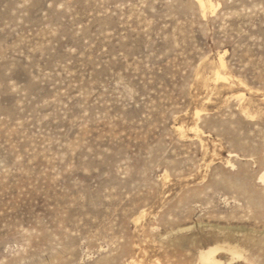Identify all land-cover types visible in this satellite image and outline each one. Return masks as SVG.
Returning a JSON list of instances; mask_svg holds the SVG:
<instances>
[{
    "label": "rangeland",
    "instance_id": "1",
    "mask_svg": "<svg viewBox=\"0 0 264 264\" xmlns=\"http://www.w3.org/2000/svg\"><path fill=\"white\" fill-rule=\"evenodd\" d=\"M213 3L0 0V264H264V0Z\"/></svg>",
    "mask_w": 264,
    "mask_h": 264
},
{
    "label": "bare ground",
    "instance_id": "2",
    "mask_svg": "<svg viewBox=\"0 0 264 264\" xmlns=\"http://www.w3.org/2000/svg\"><path fill=\"white\" fill-rule=\"evenodd\" d=\"M196 1H197L198 5L201 7V9L203 10V12L214 11V7H216L213 3V0H196ZM222 57L223 56H220V58H218L219 59V66L214 71V79L216 81L224 80L226 78V73H225L226 71L223 70L224 63H223ZM228 79H230V78H228ZM237 97H238V95H237ZM178 129L182 130L181 127H179ZM193 129L196 130V128H193ZM259 179L264 184V171L260 174ZM193 247H196V246H193ZM197 251H198L197 252V264H231V263H233L235 258L238 259V258H241L243 256L242 253L238 250V248L236 246L230 245L228 243L226 245H223V244L222 245L221 244L209 245L208 244V246L199 247L197 249ZM223 251L228 252L231 255L229 260L223 261L221 259V252H223Z\"/></svg>",
    "mask_w": 264,
    "mask_h": 264
}]
</instances>
